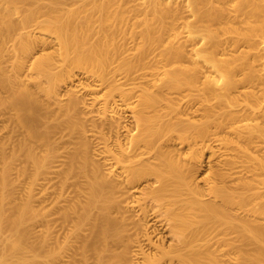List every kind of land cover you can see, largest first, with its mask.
I'll list each match as a JSON object with an SVG mask.
<instances>
[{
	"label": "bare ground",
	"instance_id": "6f19581e",
	"mask_svg": "<svg viewBox=\"0 0 264 264\" xmlns=\"http://www.w3.org/2000/svg\"><path fill=\"white\" fill-rule=\"evenodd\" d=\"M0 124V264H264V0H0Z\"/></svg>",
	"mask_w": 264,
	"mask_h": 264
},
{
	"label": "rangeland",
	"instance_id": "374dc122",
	"mask_svg": "<svg viewBox=\"0 0 264 264\" xmlns=\"http://www.w3.org/2000/svg\"><path fill=\"white\" fill-rule=\"evenodd\" d=\"M13 17H14V18H18L16 15H14ZM47 49L50 50V49H52V48H49V47H48ZM49 50H48V51H49ZM75 80H76V81H75ZM75 80H74L73 82H69L70 84L68 83L67 85H63V88H61V92L64 93V92L66 91V89H68V88H70V87H71V88H74V87L76 88V87H78L80 84H84V83H86L89 79H87L85 75H79L78 78H76ZM84 80H85V81H84ZM88 82H90V80H89ZM76 83H77V84H76ZM64 86H65V87H64ZM97 93H98V94H101L102 92L100 91V92H97ZM88 97H90V96H88ZM53 107H56V106L54 105ZM1 122H2V121H1ZM6 123H7V122H6ZM50 123H53V120H51ZM0 125H1V124H0ZM2 125H4L3 122H2ZM2 125H1V126H2ZM13 125H15V124H13ZM52 129H54V128L52 127ZM6 130H7V129H6ZM6 130L3 129V131H2V130L0 131V137L3 135V133L6 132ZM4 131H5V132H4ZM0 142H1V141H0ZM0 145H1V143H0ZM71 146H73V144H71ZM24 156H25V155H24ZM24 156L22 155V158H23ZM23 161H24V164H25V163H26V161H25V157H24V160H23ZM23 161L15 160L13 163H11L12 165L15 163V164H14V167L11 166V168H12L13 170L10 168V170H11V171H10V174L13 173V174L10 175V177H9V178H11V176H12V179H10V182H11V183L9 182L8 185H9V184H10V185H9V186H8V185L5 186V187H6V191L9 190V189L11 190V191H7V192H9V194H10V192H11L10 195H12V192H13V191H14V193H15L14 195H16V193H17V188H19V187L22 186V181H23V180H22L21 177L18 176V171H16V169H17V167H18L17 170H19V168L21 169V167H19V166H22V165H23ZM17 162H20V163L18 164ZM16 163H17V165H16ZM21 164H22V165H21ZM3 165H4V164L1 162V163H0V170L2 169ZM15 166H16V169H14ZM27 166H30V164H27ZM16 172H17V173H16ZM207 172H211V170L209 169V170H207ZM14 175H15V176L17 175V176L15 177ZM18 177H19L20 180L17 179ZM15 178H16V179H15ZM27 179L29 180V178H27ZM28 180H27V181H28ZM12 182H13V183H12ZM17 182H18L19 184H18V185H15V184H17ZM14 183H15V184H14ZM15 187H17V188H15ZM7 192H6V193H7ZM50 205H51V204H49V207H50ZM49 207H47V208H49ZM93 211L95 212V211H97V209L94 208ZM48 213H49V212H48ZM40 217H41V216H40ZM40 217H39V218H40ZM29 221H30V219H29ZM35 222H36V221H35ZM35 222H34V223H35ZM31 223L33 224V222H30V224H31ZM28 224H29V223H27V225H28ZM32 224H31V226L29 225V226H30L29 228L32 227L31 230H33L34 227H35V230H34L33 236H35L36 233H38V232L40 233V231H42V230L44 231V230H45V226H44V225H40V229H41V230H39V228H38V229H37L38 231H37V230H36L37 226H35L34 224H33V226H32ZM27 225H26V226H27ZM27 227H28V226H27ZM38 227H39V226H38ZM8 233H9L8 231H6V233L4 232V234H8ZM45 233L47 234V232H44V234H45ZM40 234H41V235H40ZM40 234H39L40 236H43V235H42L43 232L40 233ZM44 236H47V235H44ZM47 238H48V236H47ZM7 257H8L9 259H8V261H7L5 264H8V263L11 261V259H12L9 255H8ZM38 261H39V264H44V263H43V258H38ZM24 263H25V261H21V260L15 262V264H24Z\"/></svg>",
	"mask_w": 264,
	"mask_h": 264
}]
</instances>
